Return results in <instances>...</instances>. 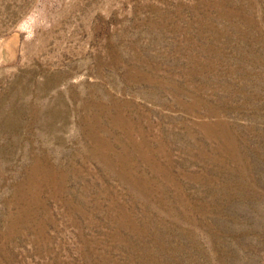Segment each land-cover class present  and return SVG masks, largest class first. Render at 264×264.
Returning a JSON list of instances; mask_svg holds the SVG:
<instances>
[{
	"label": "rangeland",
	"instance_id": "1",
	"mask_svg": "<svg viewBox=\"0 0 264 264\" xmlns=\"http://www.w3.org/2000/svg\"><path fill=\"white\" fill-rule=\"evenodd\" d=\"M0 264H264V0H0Z\"/></svg>",
	"mask_w": 264,
	"mask_h": 264
},
{
	"label": "bare ground",
	"instance_id": "2",
	"mask_svg": "<svg viewBox=\"0 0 264 264\" xmlns=\"http://www.w3.org/2000/svg\"><path fill=\"white\" fill-rule=\"evenodd\" d=\"M2 54V53H1ZM5 57V56H4ZM3 58V57H2ZM4 61V60H3Z\"/></svg>",
	"mask_w": 264,
	"mask_h": 264
}]
</instances>
